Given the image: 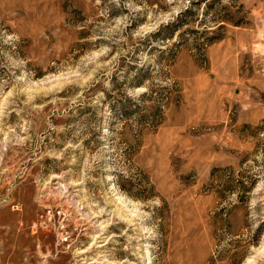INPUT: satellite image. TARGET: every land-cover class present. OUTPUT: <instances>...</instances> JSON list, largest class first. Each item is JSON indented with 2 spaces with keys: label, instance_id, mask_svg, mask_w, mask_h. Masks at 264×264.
I'll return each mask as SVG.
<instances>
[{
  "label": "rangeland",
  "instance_id": "374dc122",
  "mask_svg": "<svg viewBox=\"0 0 264 264\" xmlns=\"http://www.w3.org/2000/svg\"><path fill=\"white\" fill-rule=\"evenodd\" d=\"M0 264H264V0H0Z\"/></svg>",
  "mask_w": 264,
  "mask_h": 264
}]
</instances>
